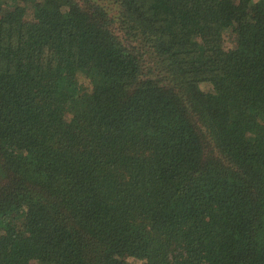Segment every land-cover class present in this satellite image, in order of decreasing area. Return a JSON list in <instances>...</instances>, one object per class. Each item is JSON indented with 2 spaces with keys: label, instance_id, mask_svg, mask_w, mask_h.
<instances>
[{
  "label": "trees",
  "instance_id": "1",
  "mask_svg": "<svg viewBox=\"0 0 264 264\" xmlns=\"http://www.w3.org/2000/svg\"><path fill=\"white\" fill-rule=\"evenodd\" d=\"M129 254L264 264V0H0V264Z\"/></svg>",
  "mask_w": 264,
  "mask_h": 264
},
{
  "label": "rangeland",
  "instance_id": "2",
  "mask_svg": "<svg viewBox=\"0 0 264 264\" xmlns=\"http://www.w3.org/2000/svg\"><path fill=\"white\" fill-rule=\"evenodd\" d=\"M106 5H107V3H106ZM107 7L110 10L112 9V6L110 4H108ZM3 10L5 11V8H3ZM115 29H117V28H115ZM117 34H118V32H117ZM235 43H236V41H233V38L229 39L227 41V44H226V50L230 51V50L235 49V46H236ZM84 83H85V86H88L90 89L92 88L90 81L85 80ZM203 88L209 89V88H205V87H203ZM125 257H126L125 260L128 264H138V261L132 255L129 254L128 256H125ZM33 264H37V263H33Z\"/></svg>",
  "mask_w": 264,
  "mask_h": 264
}]
</instances>
